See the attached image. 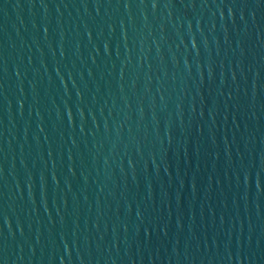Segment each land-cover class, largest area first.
I'll return each instance as SVG.
<instances>
[{
    "label": "water",
    "instance_id": "95a60500",
    "mask_svg": "<svg viewBox=\"0 0 264 264\" xmlns=\"http://www.w3.org/2000/svg\"><path fill=\"white\" fill-rule=\"evenodd\" d=\"M0 264H264V0H0Z\"/></svg>",
    "mask_w": 264,
    "mask_h": 264
}]
</instances>
